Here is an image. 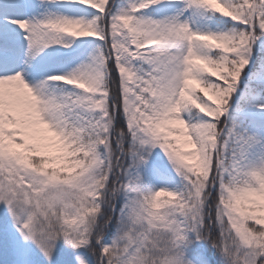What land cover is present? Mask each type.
<instances>
[{
    "label": "snow or ice",
    "instance_id": "snow-or-ice-1",
    "mask_svg": "<svg viewBox=\"0 0 264 264\" xmlns=\"http://www.w3.org/2000/svg\"><path fill=\"white\" fill-rule=\"evenodd\" d=\"M0 264H264V0H0Z\"/></svg>",
    "mask_w": 264,
    "mask_h": 264
}]
</instances>
